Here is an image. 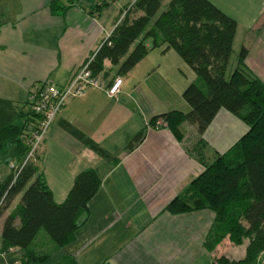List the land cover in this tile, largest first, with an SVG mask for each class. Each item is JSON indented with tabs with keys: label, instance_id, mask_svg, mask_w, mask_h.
<instances>
[{
	"label": "crops",
	"instance_id": "0c3cea01",
	"mask_svg": "<svg viewBox=\"0 0 264 264\" xmlns=\"http://www.w3.org/2000/svg\"><path fill=\"white\" fill-rule=\"evenodd\" d=\"M210 1L237 22L230 70L245 48L240 67L264 82V0ZM52 2L61 7L51 10ZM97 2L0 0V100L21 106L34 84L68 83L110 35L128 0L93 11ZM168 51L164 46L151 49L126 76H120L114 96L107 94V86L118 77L116 67L105 61L108 77L100 76L102 86H87L83 94L68 98L54 118L35 159L54 201L65 200L75 176L84 169H96L102 182L73 241L54 248L51 240L40 237L52 252L43 262L29 264H58L65 258L77 264H216L217 251L227 245L213 252L205 246L214 212L204 208L171 213L166 207L203 170L199 157L213 160L248 127L222 108L203 133L185 122L178 140L165 126L148 127L143 140L127 149L154 115L189 110L182 92L195 76L169 80ZM198 141L203 142L200 154ZM7 155L9 164L0 178L16 164L13 154ZM24 254L19 248L2 254L0 239V264L20 262Z\"/></svg>",
	"mask_w": 264,
	"mask_h": 264
},
{
	"label": "trees",
	"instance_id": "16d2710c",
	"mask_svg": "<svg viewBox=\"0 0 264 264\" xmlns=\"http://www.w3.org/2000/svg\"><path fill=\"white\" fill-rule=\"evenodd\" d=\"M114 1L99 0L93 11ZM161 3L162 0H128L119 10L110 35L81 67L88 62L91 77L106 79L105 61H109L116 67V76H126L151 49L164 46V51L174 50L194 72L195 79L182 92L189 110L154 115L147 127L131 139L128 150L143 140L148 127L165 126L178 140L182 139L180 127L185 122L203 133L222 108L248 127L213 160L207 162L199 157L203 170L166 209L171 213L204 208L213 211L215 217L205 241L209 251H215L217 245L246 243L243 258L219 255L215 257L216 264H255L264 251V82L240 67L245 48L237 55L235 69L230 70L237 28L234 18L210 0H169L159 12ZM50 7L54 10L61 6L52 2ZM147 40L151 43L147 44ZM46 83L50 82L34 84L32 89ZM34 104L29 99L21 106L0 100V158L12 153L16 160L9 173L0 178V219L4 217L1 253L13 248L25 251L20 262L11 264L43 262L49 257L51 246L38 238L40 231L48 235L54 248L73 241L89 201L102 182L96 169H84L75 176L65 200L54 201L35 164L38 147L32 149L31 141L40 114ZM198 144L195 148L200 154L203 142ZM17 198L19 201L5 215ZM58 264L77 262L65 258Z\"/></svg>",
	"mask_w": 264,
	"mask_h": 264
},
{
	"label": "built area",
	"instance_id": "2783aa9c",
	"mask_svg": "<svg viewBox=\"0 0 264 264\" xmlns=\"http://www.w3.org/2000/svg\"><path fill=\"white\" fill-rule=\"evenodd\" d=\"M92 57L88 61L91 60ZM88 62L77 70L64 86H57L52 83L36 85L29 94V101H33L34 109L40 114L38 126L33 131L32 149L39 146L50 128L54 118L62 109L67 99L83 94L87 86H102L98 77H91L87 69ZM122 79L117 77L109 86L107 94L114 96L118 93Z\"/></svg>",
	"mask_w": 264,
	"mask_h": 264
},
{
	"label": "rangeland",
	"instance_id": "374dc122",
	"mask_svg": "<svg viewBox=\"0 0 264 264\" xmlns=\"http://www.w3.org/2000/svg\"><path fill=\"white\" fill-rule=\"evenodd\" d=\"M169 0H162L161 7L159 9V12L164 10L166 8V5ZM169 51L165 53V73H167V78L169 80H173L174 77H177V80H190L192 76L194 75V72L192 69L175 53L174 50L168 49ZM233 56V55H232ZM167 65H174L172 68H168ZM230 67V66H229ZM169 95L165 94V98H168ZM35 130V129H34ZM8 158L1 157L0 158V172L8 166L6 163ZM48 238V235L40 231L38 238ZM50 240V239H49ZM227 246L223 247L221 251H217V256L219 255H228L229 257H233L235 259L243 258L245 255L244 247L246 246V243L243 245H233L230 243L226 244ZM219 245H217L218 247ZM255 264H264V251H261L258 255Z\"/></svg>",
	"mask_w": 264,
	"mask_h": 264
}]
</instances>
